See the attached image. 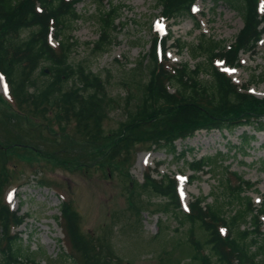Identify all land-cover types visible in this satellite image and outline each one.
Here are the masks:
<instances>
[{
    "label": "trees",
    "instance_id": "1",
    "mask_svg": "<svg viewBox=\"0 0 264 264\" xmlns=\"http://www.w3.org/2000/svg\"><path fill=\"white\" fill-rule=\"evenodd\" d=\"M81 1L0 0V74L8 83L12 101L32 105L44 118L46 112L53 111L58 124L73 121L76 131H85L83 135L94 146L89 152L66 154L63 158L77 164L97 161L102 169L107 167L112 172L123 164L119 163L120 155L130 154L138 144L150 142L153 148L186 160L189 150L186 146L178 150L176 141L190 138L199 130L232 133L249 126L253 132L242 131L238 144H233L231 151L234 153L251 147L256 133L264 132V98L248 93L246 86L238 87L227 71L218 66L219 62L228 67L240 66L239 54L252 52L257 46L264 33V14H260L258 6L260 0H213L216 5L224 3L235 11L243 25L229 44L203 35L191 48L189 56L195 61L193 64H168L164 48L168 38L160 37L155 31L150 52L146 54L150 64L147 81L141 84L144 86L142 95L134 109H128L126 119L120 122L112 136L102 132V123L114 98L108 96L99 74L91 72L81 62L70 61L77 43L71 32L73 24L81 20L76 9ZM195 1L156 0V3L161 7L162 17L170 20L191 16ZM96 2L98 38L93 43V51L103 52L113 43L124 6L112 0ZM50 36L58 42L57 47L51 46ZM179 48L184 50L186 46L180 44ZM204 76L208 79H203ZM257 81L264 82V71L255 73L250 82ZM0 102H3L1 97ZM12 112L6 115L7 134L22 132L32 140L42 137L40 134L36 137L30 129L20 130L22 124L24 127L33 125L26 114ZM86 127L94 131H86ZM62 140L67 146L77 145L74 139L67 141L62 137ZM103 141L104 146L98 144ZM16 142L13 146L30 148L22 146L26 144L24 141ZM186 163L193 172L189 182L197 179L199 173L213 171L216 176L218 168H222L220 195L214 197L211 192L209 196H197L185 210L174 177L156 180L146 176L143 183H135L139 192L129 193L128 208L139 214L149 208L151 197H159L157 210L189 226L186 246L193 264H259V257L264 255L261 230L264 197L261 206L255 208L251 197L245 194L253 185L238 174L235 183H231L222 156L193 158ZM124 176L127 178V173ZM142 191L147 198L142 197ZM210 196L212 200L207 202ZM59 212L60 227L69 248L82 259L79 264H113V260L118 259L108 238L98 236L94 239L80 232L79 215L68 201L60 203ZM24 221L25 216L10 210L4 202L0 203V264H41L39 257L44 252L39 255L30 250L21 236L12 232ZM195 226L200 231L198 237L192 232ZM59 251V258L65 260L66 253L60 245ZM178 261V264L182 262Z\"/></svg>",
    "mask_w": 264,
    "mask_h": 264
},
{
    "label": "rangeland",
    "instance_id": "2",
    "mask_svg": "<svg viewBox=\"0 0 264 264\" xmlns=\"http://www.w3.org/2000/svg\"><path fill=\"white\" fill-rule=\"evenodd\" d=\"M112 1L124 6L112 45L104 52L93 51V43L98 38L95 20L98 4L95 0H82L76 5L81 20L73 24L71 36L77 43L70 56L71 62H81L91 72L99 74L105 82L108 96L114 98L102 123V132L110 136L142 95L144 86L141 84L147 81L150 64L146 54L150 52L154 30L158 28L163 37H172L165 43L166 58L168 64L177 65L195 62L189 56L191 48L203 35L229 44L242 27V20L235 11L223 3L216 5L213 0L196 1L192 10L195 21L185 17L167 22H161V7L156 0ZM260 11L264 13V0H261ZM196 23L198 26H194ZM50 43L53 47L57 45L54 38ZM180 44H184L186 49L180 50ZM239 57L241 67L229 70L230 78L240 87L245 85L257 98H264V82H250L255 73L264 71V34L251 53H240ZM0 97L3 99L0 102V203L4 202L11 210L26 216L25 223L13 232L20 234L23 244L30 250L39 255L44 252L39 257L41 264L82 262L81 257L70 250L60 228L59 205L63 200L68 201L79 215L80 232L94 239L98 236L108 238L112 243L118 257L113 264H178V259L182 261L180 264H193L189 261L190 249L186 246L189 226L157 210L159 197H151L149 208L139 214L128 208L127 201L129 193L139 192L135 183L141 184L146 176L161 179L175 175L184 206L197 196H209L211 192H214V197L220 195L218 187L224 172L222 168H218L216 176L213 171L199 173L198 179L188 182L192 171L186 162L193 158L222 156L224 165L228 166V180L235 183L236 174L249 180L253 188L246 190L245 194L251 197L255 208L262 203L264 132L256 133L251 147L234 153L231 151L233 144H238L242 131L253 132L249 126L235 129L232 133L197 131L192 137L176 142L178 150L185 146L189 150L186 160L153 148L150 142L138 144L130 154L120 155L119 163L123 164L111 172L107 167L102 169L97 161L77 164L63 158L66 154H83L94 148L90 139L83 135L85 131H76L73 121L58 124L53 111L46 112L44 118L32 105L12 101L1 75ZM12 111L26 114L28 122L33 125L24 127L22 124L20 130L30 129L36 137L37 134L42 137L32 140L22 132L19 135L7 134L4 124L6 115ZM85 130L94 131L88 127ZM62 137L67 141L74 139L77 145L74 148L67 146ZM16 141L26 142L22 146L31 149L13 146ZM98 144L104 146L105 141ZM50 152L53 155H49ZM141 194L147 198L146 193L142 191ZM211 200L210 196L207 202ZM192 232L196 237L200 235L197 226ZM59 245L66 252L65 260L59 258ZM259 264H264V255L259 257Z\"/></svg>",
    "mask_w": 264,
    "mask_h": 264
},
{
    "label": "bare ground",
    "instance_id": "3",
    "mask_svg": "<svg viewBox=\"0 0 264 264\" xmlns=\"http://www.w3.org/2000/svg\"><path fill=\"white\" fill-rule=\"evenodd\" d=\"M200 132H203V131H200ZM199 133V132H198ZM198 133H197V135H198Z\"/></svg>",
    "mask_w": 264,
    "mask_h": 264
},
{
    "label": "water",
    "instance_id": "4",
    "mask_svg": "<svg viewBox=\"0 0 264 264\" xmlns=\"http://www.w3.org/2000/svg\"><path fill=\"white\" fill-rule=\"evenodd\" d=\"M45 72H47V70H45Z\"/></svg>",
    "mask_w": 264,
    "mask_h": 264
}]
</instances>
